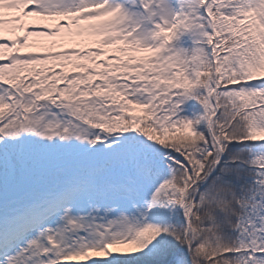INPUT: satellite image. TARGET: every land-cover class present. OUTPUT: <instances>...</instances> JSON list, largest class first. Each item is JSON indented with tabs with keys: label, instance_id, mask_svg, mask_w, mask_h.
<instances>
[{
	"label": "snow or ice",
	"instance_id": "obj_1",
	"mask_svg": "<svg viewBox=\"0 0 264 264\" xmlns=\"http://www.w3.org/2000/svg\"><path fill=\"white\" fill-rule=\"evenodd\" d=\"M0 264H264V0H0Z\"/></svg>",
	"mask_w": 264,
	"mask_h": 264
}]
</instances>
